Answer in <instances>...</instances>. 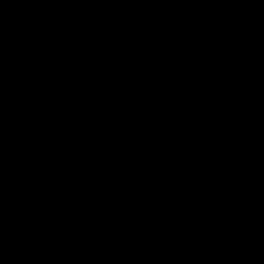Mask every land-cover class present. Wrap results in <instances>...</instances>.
<instances>
[{"label": "water", "instance_id": "95a60500", "mask_svg": "<svg viewBox=\"0 0 264 264\" xmlns=\"http://www.w3.org/2000/svg\"><path fill=\"white\" fill-rule=\"evenodd\" d=\"M0 264H264V0H0Z\"/></svg>", "mask_w": 264, "mask_h": 264}]
</instances>
